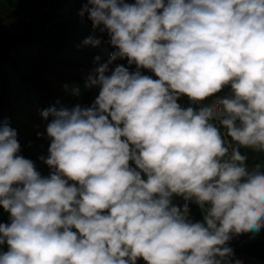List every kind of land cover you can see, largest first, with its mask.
Here are the masks:
<instances>
[{"label":"clouds","instance_id":"1","mask_svg":"<svg viewBox=\"0 0 264 264\" xmlns=\"http://www.w3.org/2000/svg\"><path fill=\"white\" fill-rule=\"evenodd\" d=\"M84 13L115 51L96 57L91 106L42 111L48 177L0 123V264H231L232 238L264 228V168L240 151L264 152V0H86ZM117 59L137 70L109 74Z\"/></svg>","mask_w":264,"mask_h":264},{"label":"trees","instance_id":"2","mask_svg":"<svg viewBox=\"0 0 264 264\" xmlns=\"http://www.w3.org/2000/svg\"><path fill=\"white\" fill-rule=\"evenodd\" d=\"M49 0H0V38L20 33L27 22L40 14ZM134 3L135 0H127ZM86 0H69L63 11L49 25L44 35L43 45L18 50L13 53L17 71L10 64L0 69V123H7L17 130L21 146L20 155L35 163L37 171L48 177L52 169L40 157L48 156L50 139L46 126L51 118L45 120L41 113L49 107L71 108L76 104L91 106L99 94L98 87L88 86V76L100 63L107 62L115 49L108 43L109 37L94 29L87 13L81 15ZM89 37L100 40L98 45L85 44ZM117 65H124L130 72L136 66L128 65L127 59H117L109 66V74ZM143 75L157 79L148 69H140ZM230 94L225 88L219 95ZM178 103L182 107H200L187 96H181ZM211 103V100L204 101ZM223 131V129H222ZM42 134V135H38ZM248 156V165L264 168V152L241 148ZM134 167V165H133ZM70 183H73L70 181ZM173 203L182 205V197H173ZM190 218L200 221L202 211L189 203ZM0 223H10V214L0 207ZM234 255L245 257L240 264H264V228L258 234L244 233L234 236L229 242ZM4 250V246L2 249ZM236 258L231 264H237ZM137 264H145L142 259Z\"/></svg>","mask_w":264,"mask_h":264},{"label":"water","instance_id":"3","mask_svg":"<svg viewBox=\"0 0 264 264\" xmlns=\"http://www.w3.org/2000/svg\"><path fill=\"white\" fill-rule=\"evenodd\" d=\"M69 0H49L47 7L25 24L20 33L0 38V69L10 64L17 71L13 53L32 45L42 46L49 25L63 11Z\"/></svg>","mask_w":264,"mask_h":264},{"label":"built area","instance_id":"4","mask_svg":"<svg viewBox=\"0 0 264 264\" xmlns=\"http://www.w3.org/2000/svg\"><path fill=\"white\" fill-rule=\"evenodd\" d=\"M3 251H7V245H4V250ZM234 258H236V260H238L239 262H241L242 260L245 259V257L242 256V255H234Z\"/></svg>","mask_w":264,"mask_h":264},{"label":"rangeland","instance_id":"5","mask_svg":"<svg viewBox=\"0 0 264 264\" xmlns=\"http://www.w3.org/2000/svg\"><path fill=\"white\" fill-rule=\"evenodd\" d=\"M253 166H255V165H254V163H253V164H251V165H249V167H250V168H251V167H253ZM193 204L199 208V206H198V205H196L194 202H193ZM199 209H200V208H199ZM200 210H201V209H200ZM202 219H203V217L201 218V220H202ZM201 220H200V221H201Z\"/></svg>","mask_w":264,"mask_h":264}]
</instances>
